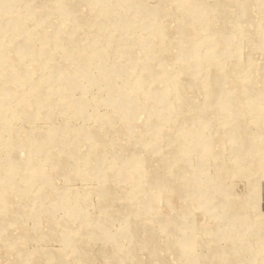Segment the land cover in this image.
<instances>
[{
  "label": "rangeland",
  "instance_id": "obj_1",
  "mask_svg": "<svg viewBox=\"0 0 264 264\" xmlns=\"http://www.w3.org/2000/svg\"><path fill=\"white\" fill-rule=\"evenodd\" d=\"M71 1L66 5L78 10L83 18L81 22L57 11L58 0H0V9L7 15L0 18V44L9 46V40L21 36L25 30H34L38 24L49 22L59 28L63 37H69L74 31L72 35L78 36L75 44L81 45L84 41L81 36H85L89 25L96 20L99 9L89 6L86 0ZM160 1L167 10L157 18L167 27L169 39L177 34V19L186 21L187 38L177 51L184 52L188 42L195 41L192 44L195 52L202 54L212 39L219 38L218 42L213 41L217 59L214 62L208 58L198 65L182 58L186 67L192 65L188 71L197 67L193 77L196 83L191 80L192 86L183 95L160 89L162 97L158 102L153 99L149 109L142 113L137 109L128 128L113 104L120 101L117 96L124 90L106 94L102 85L105 84L108 92L113 82L108 77L100 78L102 75L97 73L95 65L89 70L100 80L98 84L86 83L71 68L69 59L60 53L54 54L56 64L78 82L66 91L54 79L53 72L44 69L42 64L35 66L29 59L24 61L35 67L34 79L43 82L44 95L47 93L52 105L45 110L46 117L37 119L34 114H15L11 109L18 105L22 94L28 96L25 104L28 111L38 102L30 95L29 83L26 85L24 81L23 66L19 65L9 92L6 95L0 92V102L4 99L8 104V108L0 106L7 117L4 124L0 121V178L5 180L0 185L3 198H0V264H264V221L260 216L255 217L258 210L250 201L255 189L259 211L264 212V95L258 101V94L264 93V0H218L220 8L216 7L217 0H185L180 10L175 0H141L144 6L138 0L120 6L108 0L128 25L117 29L96 27L92 33L99 37L97 44L105 55L93 59V63L118 64L123 76L115 73L117 90L123 89L119 83L130 79L138 85V100L145 97L142 87L148 79L139 73L147 64H151L157 80L180 73H177L180 65L176 63L175 52L165 48L154 29L131 27L129 23L148 18V10ZM242 6L249 9L243 12ZM35 7L38 12L32 14L31 9ZM203 10L208 11L209 18L200 16ZM213 19L220 20L214 29L209 23ZM144 31L148 32L150 52L145 57L138 55L143 46L136 40V35ZM118 35L128 38L126 49L131 59H117L119 49L115 52L108 49L105 38ZM31 41L34 48H49L40 57L41 63L47 62L51 43L42 37ZM1 45L0 49L5 52V46ZM12 48H8L10 53ZM0 66L9 71L7 65L0 63ZM205 71L222 74V101L224 95L227 98L233 95L240 107L231 100L228 106L235 105L242 112L238 115L216 113L203 94V88L208 86ZM248 73H252L253 80ZM179 79L186 81L188 77L180 75ZM166 82H159L157 88L164 87ZM107 96L109 102L99 100ZM70 98L87 101V104L75 102L80 110L85 109L83 114L70 113L64 107V101ZM216 103L214 99L213 104ZM156 110L162 114V130L153 123L152 112ZM67 120L70 128H86L91 142L78 132L75 138L52 137L55 141L49 138L42 150L60 158L56 165L52 160L45 161L31 144L19 138L28 130L46 131L54 125L62 126ZM147 121L152 123L150 127ZM128 130L133 134L129 135ZM74 141L91 162L90 169L82 170L78 163L66 159L62 153L58 155L66 149L59 145L64 143L67 147L66 144ZM201 146L207 147V151L202 153ZM130 152L138 155L141 167L125 161ZM101 153L104 158L98 161L103 157ZM30 163L47 171L49 178L31 169ZM75 171L68 178V173ZM198 189L201 197L196 192ZM95 221L99 222V228L93 229Z\"/></svg>",
  "mask_w": 264,
  "mask_h": 264
},
{
  "label": "bare ground",
  "instance_id": "obj_2",
  "mask_svg": "<svg viewBox=\"0 0 264 264\" xmlns=\"http://www.w3.org/2000/svg\"><path fill=\"white\" fill-rule=\"evenodd\" d=\"M89 1L90 0H86V3L89 6H91V7L98 6L99 13L97 15L96 20L89 25V29H87L85 34H84L85 36H81L84 39V41H83V43L81 45L78 44L79 46L78 45L76 46L75 39H78L77 38L78 36H77V34L76 35H72V34L75 33L74 31L72 33H70L71 35L69 37L66 38V37H63L62 35H60L58 27L52 25L49 22H44V23L38 24L37 28H35L34 30H32V29L25 30V32L21 36H19V37L17 36L16 38L9 40V43H10L9 46L4 45L5 49H6L5 52H3L2 49H0V63H3L4 65H7L9 67V71L6 72V71L1 69V67H3V66H0V76H2V78H3V82L0 83V92L4 93L5 95H6V93H5L6 91L9 92V85L12 82L13 78L15 77V75L18 74L16 71H17V69L19 68V65H20V66H23L25 71H26V79H24V81H26V85H27V83H29L28 84V86H29L28 90H30V95L36 97V100L38 101L36 103V105H35V108H34L35 110L33 109L32 111H30V110L28 111L25 108V104L27 102L28 96H26L24 94L19 95V97H18V105H16L15 107H11V109H13V113H15V114H23V115H27L28 113L29 114H34V118L38 119V118L46 117V115L44 114L45 110L50 109L51 106H52V105H49V98H48L47 93H45V95H44V92H43V89H42V83H43L42 80L41 79H37V80L34 79L35 67L33 68V67L28 66L27 63H29L30 61H33L35 63V66H37V64H40V65L42 64L44 69H47V70L53 72V76L55 75L54 79L58 80L62 84L63 89L65 91L68 90V89H71L73 87H76L78 85V82L76 84V82L69 75H65L64 74V70L62 69V67L56 64V61L54 60V54L55 53H60L63 56L67 57L69 59V63H70L71 68L75 69V73L78 76H81L82 78H84L86 80V83H88V84L89 83H93V82L97 83L100 80L95 75H93L91 73V71L89 70L90 66H92V65L94 66L95 65L98 68V72L97 73L102 75V76H100V78L103 77V79H105V77H108V79L113 82L112 85H111L113 87L110 86L108 88V92L105 89V87H106L105 84L102 85V89L105 90L106 94H111V93H114L116 91L124 90V91H121L118 94V96H117L118 97L117 99L120 100V101L113 102V104H114L115 107L118 108L117 112H119L120 113V117L125 120L124 122H125V126L127 128L132 124L131 122H132L133 117H134L133 113L137 109H139L140 113H142L146 109H149V107L152 105L151 101L153 99L156 101L158 98L162 97V91L161 90H164L165 93H167V91L171 90V91L175 92V94L177 93L178 95H183L184 94L183 92H185L187 89L190 88V86H192L191 80H193V84L196 83V81L194 80V78H195L194 75L197 72V67L194 66L193 71H191V72L188 71V69L190 67H192V65L189 66V67H186L184 65V62L182 61V58L184 60L185 59H190L191 61L196 62V64H198V65L201 63V61H205L208 58H209L208 59L209 61L216 62L217 56H216V53L213 50V48L216 45H213V43L218 42L219 38L217 40V39L214 38V36L212 37L214 39H212L211 44H207V47H206L207 49L202 54H199V53L195 52V48H194V46H192V44L195 41L193 42V41H189V40H188L189 44H188V46L185 47L184 52H178L177 51V49L180 48V46L186 41V38H187V24H186V21L182 20L181 18L177 19L178 20V22L176 23L177 34L175 35V37L173 39H169L168 38L167 27H165V24L160 22L159 19L157 18V15L162 14L163 12L165 13L166 11H164V10H167V9L163 8V3H161V1H160L158 6L148 10V13H149V17L148 18H146V19H141L140 18L139 20L134 21V23L133 22H129V23L133 24V25L131 24V27L143 26L144 28L145 27H149V30L150 29H154V31H156V33H158L159 38L161 40V43L162 42L165 43L164 44V45H166L165 48L168 49L169 51L173 52V53L175 52L176 63L180 65L179 66V70H177V73L178 72H180V73L178 75H174V76L165 75L161 80H157V74L156 75L154 74V70L151 67V64H147V67H145V70H143L142 72L139 73V74L142 73L144 75V77L148 79L147 84L142 87V92L145 95L144 100H141V99L138 100L137 99V95L136 94L138 92V85L135 84V83L130 82L131 81L130 79H125V81H123V83H121V84L119 83L118 85H120L123 89L117 90V88L115 86V82H114V81H116L115 80V73H118L116 75L123 76V75H121L122 74V69L120 70L118 64H115V63H112V62H110L109 64L106 63V65L103 62L93 63V59H97V58H99L101 56L103 57L105 54L100 52V50L102 48L98 47L99 43L97 44V39L99 37L98 36L95 37L94 33H92V32H94L96 27H103V28H105V27H113L114 29H117L118 27H121V28L126 27L128 25V22L124 21V19L121 17L120 13H118L117 8H115L114 5H119V6L120 5H124V4L128 3L130 0H114V5L111 4V3H108V0H92L93 2H91V3H93V4H89ZM132 1H134V0H132ZM138 1L139 2H137V3H140L141 6H144V4L140 2L141 0H138ZM66 2H68V4L72 3L71 0H58V3L56 4V7H55L57 9V11L63 13V15L65 17H67V18L75 19L76 21L81 22L83 20L82 15L78 12V10L75 7L67 6ZM175 2H176V6L179 8V10L181 9L180 7L183 8L184 5H185V0H179V1L175 0ZM220 6H221V2L217 0L216 7L220 8ZM247 9H249V7L248 8L245 7V6L241 7V10L243 12H244V10H247ZM146 10H147V8H146ZM36 12H38V7H35V8L31 9V13L32 14H36ZM207 12L205 10H203V12H199V13H200L201 17L206 16V18H209L208 15H206ZM5 15H6L5 12L1 8L0 9V18H2V17L4 18ZM125 16H126V14H125ZM218 21H220V20H216V19L211 20V22H209L211 24L210 26H212L213 29H214L213 26L218 27L219 23H220V22L218 23ZM163 22H165V21H163ZM10 26H11V24H10ZM149 30H145V31L149 32ZM145 31H144V33L142 32V33H139V34L136 35V40H137L138 45H140V46L142 45L143 46V47H140V51H138V55L143 56V57H145L146 55L150 54V52L148 51V49H149V46H148V42H149L148 32H145ZM1 36H2V32L0 30V37ZM41 37L46 39L48 42L51 43V49L49 50L48 61L47 62H43V63H41L40 57H41V55L43 53L48 52L49 48H46V47L34 48L31 45V43H30V42H32L31 40H33L35 38H41ZM216 37H218V36H216ZM210 39H211V37H210ZM105 40H106V43L108 41L107 47H108V49L110 51H114V50L119 49V54H117L115 58H117V59L118 58H123L124 59V57H125V58H130L131 59V55H129L128 50L126 49L127 43L129 42V40H128V38L126 36H123V35H118L116 37L107 36L105 38ZM115 40L121 41L120 44L116 43ZM198 40H200V39H198ZM208 40H209V38L207 39V41ZM213 41H215V42H213ZM1 46L4 47L3 45H1ZM11 46L13 47L12 48L13 53H10L8 51V48H10ZM74 46H76V47L73 48ZM93 49H95L97 51H95V53H94ZM104 52L106 53V51H104ZM126 53H128V54H126ZM188 53H190V54L188 55ZM153 54H154V52H153ZM26 59H29L28 60L29 62L28 61H27V63L24 62V61H26ZM151 60H153V59H150V61ZM132 62H133V60H132ZM130 63H131V61H130ZM160 64L163 65V63H160ZM163 71H166V70H162V72ZM180 75L181 76H187L188 79L186 81H182L181 79H179ZM221 75L222 74H219V73H216V72L209 73V72L205 71L204 77H205V80L206 79L208 80V86L203 88V94L207 95L206 97H208V100H209V103L211 104V106L216 108V110H215L216 113H219V114L222 113V114H228V115H231V114L238 115L239 111L240 112H242V111L235 107V105H237V107H240V106H239L238 102L236 101V99L233 97V95H231V97H228V98L226 97V95H224L225 100H223V101H222V99L220 97V92H221L220 91V88H221L220 76ZM248 76L251 77L250 80H253L252 73H248ZM163 81H167L166 82L167 84L164 85V87H162V88L161 87L157 88V85L159 84V82L161 83ZM20 83L22 84V82H20ZM255 84H256V81H255ZM61 92H64V91L61 90ZM157 92H159V93H157ZM258 95H259L258 96L259 97L258 101H260V97L263 96L264 93H260ZM40 97H42V98L40 99ZM108 98H109V96H107L106 99L102 98V99H99V100H101V101L106 103V102L110 101V99H108ZM182 98H183V100H185V98L183 96H182ZM214 99L217 100L216 104H213V100ZM123 100H127L128 102L127 101H123ZM230 100H231V103L234 102V104H235L233 108H232L231 105L228 106V101H230ZM3 101L4 102H0V106L1 107L4 106V108H8V104L6 103V101L4 99H3ZM75 102H78L79 104L80 103L81 104H87V101H85V100H83V102H81L79 100H75V99H71L70 98V99L65 100L63 105L70 113H74L76 115L83 114L85 112V109H83V107H81V110H80L77 107ZM156 102H158V101H156ZM259 103H261V102H259ZM166 105H167V103H166ZM170 109L172 110V108H170ZM164 115H165V113H164ZM152 117H153L154 126H156V128L158 130H162V128L160 126V123L163 120L162 114L159 111L156 110V111L152 112ZM6 119H7V117H5V114L2 112V110L0 108V121H1V124H4L3 121H5ZM146 120H148V119H146ZM149 122L150 121H147V123H149ZM68 123H69V120L65 121L62 126H59V125L55 126L54 125L55 127L54 126L48 127L46 131L28 130L27 132L21 134L19 138H20V140L22 142L31 144L32 147L34 148V150L36 151V153H40L41 154V158H43L45 161L52 160V162H54L53 164L56 165V163H59L60 158H58L57 156L55 157L54 155H51L50 153L44 152L42 150L43 143L48 141L49 138H51V140H52V137H55V139H56L57 137H63V136H70L72 138H75L76 134L78 132L80 134L83 133L86 136V138L89 140V143L91 142L90 132H88V130L86 128H70ZM150 125H152V123L149 124V127H150ZM97 133H99V131ZM128 134L131 135L133 133H132V131L128 130ZM14 136H16V135H14ZM198 137L199 136L197 135L196 139ZM241 137H243V136H241ZM55 139L52 140V141H55ZM8 140L9 139H7V141L5 143L6 145H8V143H10V141H8ZM58 145H59V143H58ZM66 145H67V147H65L64 143L59 145L60 148H66V149L61 150V152L58 155L61 156V153H62L63 157H65L66 159L73 160L74 162L78 163L80 165L79 168H81V166H82V170L90 169L89 166H90L91 162H89L88 157L86 155L83 156L85 152L82 151L79 143L74 141V142L66 144ZM76 145H78L79 147H77ZM196 145H198V144H196ZM200 149H201V152L204 153L205 151H203V150L207 151L208 148L204 147V146H201ZM130 153L131 154H129L127 156V158L124 157L125 161L129 162L130 165H132L133 167H135V166L136 167H141L138 155H136V153H133V152H130ZM48 156H51L50 159L47 158ZM101 156H103L102 153H101ZM96 158H98V156H96ZM103 158H104V156L101 159H99L98 161L102 160ZM8 165H9V168L12 166V161L10 160V158H9ZM110 165L113 166V162H111ZM30 166H31V169L36 170V172L40 176H42L44 178H49V175H48L47 171H45L43 168H39L36 164H32V163H30ZM111 166H109V167L112 169ZM34 167H36V168H34ZM136 171H137V169H136ZM143 172H146V170L144 169ZM75 173H77V171H75L74 173H68V178L72 177ZM78 173L80 174V172H78ZM116 174H117V171H116ZM25 180L28 182V180L26 178H25ZM4 181H5L4 179L0 178V185H2V183ZM50 183H52V182H50ZM170 186H172V184ZM143 187H144V185H143ZM198 190L196 192L201 197V191L200 190L198 191ZM106 191H107V189H106ZM253 191H254V195H253L254 198L250 199V201L253 203L255 208L258 210V211H256L255 217H259L260 216L259 217L260 220L264 221V212L259 211V208H258L259 196L255 192V189ZM19 193H21V192H19ZM24 193H26V192L24 191ZM108 193H109V191H108ZM72 194H74V193H72ZM102 194H104V193H102ZM0 198L3 200L1 195H0ZM57 200H58V198H57ZM82 203H83V201H82ZM66 222H68V221H66ZM69 223H68V225H69ZM260 223H262V222H260ZM93 224H95V225H93L94 226L93 229L95 227L99 228V222L98 221H95ZM93 229H91V230H93ZM182 242H183V240H182ZM181 245H182V243H181ZM189 245H190V243H189ZM49 254H50L49 256L52 255L50 252H49ZM56 260L57 259H55V261Z\"/></svg>",
  "mask_w": 264,
  "mask_h": 264
}]
</instances>
